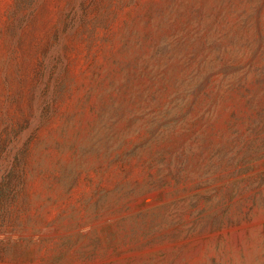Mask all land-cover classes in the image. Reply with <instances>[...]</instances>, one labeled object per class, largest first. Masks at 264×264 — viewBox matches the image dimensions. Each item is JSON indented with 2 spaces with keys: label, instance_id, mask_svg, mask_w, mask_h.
I'll return each mask as SVG.
<instances>
[{
  "label": "rangeland",
  "instance_id": "obj_1",
  "mask_svg": "<svg viewBox=\"0 0 264 264\" xmlns=\"http://www.w3.org/2000/svg\"><path fill=\"white\" fill-rule=\"evenodd\" d=\"M0 264H264V0H0Z\"/></svg>",
  "mask_w": 264,
  "mask_h": 264
},
{
  "label": "trees",
  "instance_id": "obj_2",
  "mask_svg": "<svg viewBox=\"0 0 264 264\" xmlns=\"http://www.w3.org/2000/svg\"><path fill=\"white\" fill-rule=\"evenodd\" d=\"M259 44H260V43H259ZM225 72L228 73L229 71H227V70L225 69Z\"/></svg>",
  "mask_w": 264,
  "mask_h": 264
}]
</instances>
